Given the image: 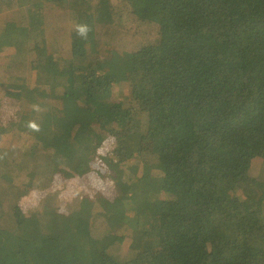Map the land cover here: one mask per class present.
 I'll list each match as a JSON object with an SVG mask.
<instances>
[{
  "label": "trees",
  "instance_id": "trees-1",
  "mask_svg": "<svg viewBox=\"0 0 264 264\" xmlns=\"http://www.w3.org/2000/svg\"><path fill=\"white\" fill-rule=\"evenodd\" d=\"M51 1L27 0L40 3L0 23L5 40L12 28L29 40L22 59H12L29 76L0 67V75L13 74L10 86L0 87V136L15 138L22 159L25 140L38 145L58 133L44 115L49 100L23 104L31 93L18 92L23 79L38 84L52 71L46 67L52 37L46 39L56 25L44 16ZM95 3L97 15L90 0L70 6L86 5L78 25L88 28L96 22L109 31L117 15L119 35L110 36L119 39L120 55L91 60L69 78L76 93L62 88L60 95L72 102L71 116L59 119V134L71 138L63 146L77 157L80 186L97 190L106 204L111 253L94 250L85 257L83 251L71 264H264V178L257 172L264 165V0ZM68 35L58 42L53 37L52 63L65 56V43L72 58L84 56L82 43ZM7 99L18 100L15 109ZM11 110L20 111L18 117L11 119ZM37 149L28 152L29 160ZM24 164L30 167L28 159ZM30 168L6 178L0 163V264H35L20 241L30 231L38 239L51 229L31 211L30 181L39 172L38 165ZM27 203L30 216L18 239L9 232ZM82 224L75 218L63 232V246L86 242ZM8 236L19 240L18 250H8Z\"/></svg>",
  "mask_w": 264,
  "mask_h": 264
},
{
  "label": "rangeland",
  "instance_id": "rangeland-1",
  "mask_svg": "<svg viewBox=\"0 0 264 264\" xmlns=\"http://www.w3.org/2000/svg\"><path fill=\"white\" fill-rule=\"evenodd\" d=\"M44 1V0H42ZM70 1L73 0H52L50 3L46 4L44 9V16L51 20L56 25V31L52 36H47V39L51 37V47H48L49 59H47L46 67L52 69L46 78L42 77L41 82L36 81L35 84L30 79H23L21 83L18 84V92H30L31 96L22 99V103L26 104L33 100L38 102L42 97H45L46 108L50 111L44 113L45 116L50 117V120L54 124V128L57 126L58 133L50 134L47 138H40V143L38 145H33L25 140L26 152L24 159H22V152L18 150V144L14 137L10 135L0 136V163L1 166L6 170L5 177H10L12 171L19 170L20 167L24 165V169L30 170L33 165H38V178H34L30 181L31 187V197H33V206L31 209L34 210V216L41 221L45 219L49 221L50 230H41L38 239H33L30 233L25 238V240L20 241L24 247V253L27 255L29 260L35 264H71L74 262L78 263L81 253L85 251V257L87 253H91L94 250L101 253L102 255H107L111 253V247L106 245V229H107V210L106 204L102 200V195L97 190H83L80 186L78 167L79 162L77 157L72 155L67 156L65 153V148L63 144L68 141L69 138L66 134H59V119L68 118L71 116L69 111L71 106L70 96H61L60 93L64 92L62 88L71 84L72 75L78 72L81 67L80 72L85 69V64L89 63L91 60L97 59H108L109 61L115 60L119 57L120 53L118 51L120 47V41L118 38L112 40V35L118 37L119 34H115L116 31L120 30L121 21L117 22L118 16L112 18L113 23L108 25L109 31H106L104 25H96L91 22L90 30L87 38H81L76 33V26L84 19L82 13L86 9V5H75L70 6ZM93 2L96 8V15L99 13L97 3L95 0H90ZM112 8L117 6V0H109ZM47 2V0H46ZM40 2L27 3V0H0V23L1 20H6L12 15L14 18L19 10L28 9L31 4L36 6ZM42 3V2H41ZM84 8V9H83ZM83 9L82 13L80 10ZM33 12V11H32ZM81 14H80V13ZM26 14L29 11L25 12ZM10 36L8 39L2 37V30L0 29V67L11 68L8 72H25L24 74L29 76L30 70L27 67L19 69L15 65L12 59L19 58L22 59V53L29 43L28 37L25 32L19 33L14 28L10 29ZM106 32H105V31ZM69 31V32H68ZM122 31V30H121ZM68 33L71 38V42L74 43L79 40L82 43V50L84 51V56L76 59L72 58L70 51V43H65L60 47L61 53L65 56L56 59L54 63L51 62V57L55 55L52 43L53 37L59 41L61 35ZM110 34H112L110 36ZM46 49V48H45ZM105 50H107L105 52ZM11 56V58H6ZM27 60V59H26ZM13 74H10L12 76ZM2 76V75H0ZM2 76L0 80V87L5 88V85H9L12 81V77ZM64 78V81L62 80ZM6 82V83H5ZM10 86V85H9ZM56 88L57 90L50 91L49 88ZM69 95L74 96L76 90H72L68 87ZM13 96V94H12ZM61 97V101L58 98ZM36 100V101H35ZM14 101L7 99L5 103H8L12 108H16L13 104ZM2 109V107L0 108ZM9 113L15 114L11 115V119L14 116L20 114V111L15 113L13 110ZM18 117V116H17ZM3 119L0 115V123ZM66 121L63 120V123ZM30 132H33L32 127V117L27 123ZM24 126V125H23ZM65 129V128H64ZM63 133L67 130L65 129ZM5 129H0V132ZM34 134L32 133V136ZM30 138V135L26 139ZM38 138V137H37ZM51 142V143H49ZM37 147V157L30 158L29 151ZM34 153V151H33ZM35 154V153H34ZM32 154V156L34 155ZM28 159L30 167L24 164V161ZM63 160V161H62ZM23 169V170H24ZM260 170V172L258 171ZM33 170V169H32ZM43 170V172H42ZM34 171V170H33ZM257 172L260 173L261 177L264 178V165L258 166ZM174 175V174H173ZM98 192V193H97ZM66 210H73L79 221H81L86 228L88 234L85 233V241L79 242L76 248H73L69 243L66 246L59 247V244L64 242V239L59 236V226L61 228L60 235L66 230H71L68 227L70 224V218L64 217L59 222V215L64 213ZM187 211H193L187 208ZM30 216L28 203L23 205V214L18 220L17 217L13 222V227L15 232H9L13 236L19 239L20 232L23 227V220ZM262 218L264 221V209L262 213ZM10 229V228H9ZM24 232V231H23ZM72 235V231L70 233ZM17 238L8 236V250L9 249H19V240ZM110 242V241H109ZM101 245V246H100ZM17 256V259L21 258ZM31 258L34 260L32 261Z\"/></svg>",
  "mask_w": 264,
  "mask_h": 264
},
{
  "label": "crops",
  "instance_id": "crops-1",
  "mask_svg": "<svg viewBox=\"0 0 264 264\" xmlns=\"http://www.w3.org/2000/svg\"><path fill=\"white\" fill-rule=\"evenodd\" d=\"M51 143V142H50ZM63 161V160H62ZM31 211H32V213H33V215H34V210H32L31 209ZM63 216L64 217H68V218H70V224H69V226L68 227H71V226H73V222H74V220H75V218H77V216H76V213H75V211H73V210H66L64 213H62V214H60L59 215V222H60V220L63 218ZM41 222L44 224H49V221L47 222L45 219H42L41 218ZM85 229V233L86 234H88L87 233V231H86V228H84ZM60 230H61V228H60V226H59V236H60V238H62L63 239V235H60ZM61 247L63 246V244L62 243H60L59 244Z\"/></svg>",
  "mask_w": 264,
  "mask_h": 264
},
{
  "label": "clouds",
  "instance_id": "clouds-1",
  "mask_svg": "<svg viewBox=\"0 0 264 264\" xmlns=\"http://www.w3.org/2000/svg\"><path fill=\"white\" fill-rule=\"evenodd\" d=\"M89 32V28L87 25H77L76 26V33L81 38H87ZM35 127V125H33Z\"/></svg>",
  "mask_w": 264,
  "mask_h": 264
}]
</instances>
